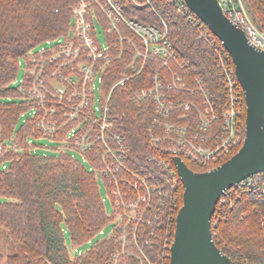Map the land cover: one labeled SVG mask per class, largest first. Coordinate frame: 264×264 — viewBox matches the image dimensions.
<instances>
[{"label": "trees", "instance_id": "obj_1", "mask_svg": "<svg viewBox=\"0 0 264 264\" xmlns=\"http://www.w3.org/2000/svg\"><path fill=\"white\" fill-rule=\"evenodd\" d=\"M77 1L0 0V140L19 147L0 152V228L8 231L16 250L11 264H37L35 257H42L37 260L41 264H113L112 260L117 264H141L142 261L145 264H148L147 261L170 264V248L178 211L183 205L184 185L178 178L176 186H172L174 181L167 166L162 164V159L173 165V156L166 150L156 149L150 136L152 110H147V106H137L129 93V86L141 85L139 81L142 78L148 80L150 74L160 68V63L154 59L148 60L140 76L125 86L115 87L111 96L112 130L124 137L132 157L140 164L130 163V166L140 169L142 174L148 176L150 185L166 193L162 197L158 191L153 193V208L138 214L136 218H131L122 203L116 205L114 213L122 215L118 225L114 223V214L110 216L106 211L99 182L104 183L106 192L114 202L121 198L118 188L103 174L99 151L88 152L91 164L87 162L85 165L70 152L59 149L67 128L59 131L53 139L47 135L39 124L40 117L44 116L43 108L37 105V99L22 90V82L15 84L22 58L26 60L23 79L26 84L32 85L33 77L29 70L37 65L30 62L31 53L38 57L49 55L48 52L39 54V46L45 45L47 40L68 38L71 35L74 29L72 11ZM122 1L130 18L140 19L148 25L166 22L174 49L189 61V66L184 69L172 63L174 70L184 74L188 87L192 83L194 85L193 80L197 76L202 75L216 93L217 99L227 102L219 54H225L232 66L234 62L222 41L204 21L195 16L198 23L192 22L170 0H151L150 5L142 7L132 0ZM243 3L256 26L264 31V0H243ZM123 31L132 35L128 29L123 28ZM132 36L139 42L136 35ZM131 59L132 55L126 53L112 57L106 64L103 73L106 89L109 90L121 77L125 65ZM51 68V63L47 62L43 72L49 89ZM167 74L170 75L168 71ZM179 94L187 99L192 98L189 88ZM46 95V106L51 107V94ZM34 108L36 113L21 122L20 117ZM243 110L241 128L245 135L244 102ZM187 114L178 121L196 126L195 108ZM63 119L62 114H59L56 120L60 122ZM47 121H51V115L47 116ZM42 137H49L57 143L59 150L47 154L35 151V146L39 144L34 140ZM242 145L243 142L208 168L189 159H186V163L193 170L203 172L228 160ZM161 146L164 147V142L160 143ZM262 188V181L232 186L223 195L226 202H219L213 214V238L231 257L233 264H264ZM120 189L125 202L136 192L123 182L120 183ZM139 218L142 220L139 221ZM106 223L116 227L114 233L98 239L89 249L76 254L73 260L66 243V231L72 243L80 245L98 234ZM24 252L33 257L32 261L24 256ZM114 254H117V259Z\"/></svg>", "mask_w": 264, "mask_h": 264}, {"label": "built area", "instance_id": "obj_2", "mask_svg": "<svg viewBox=\"0 0 264 264\" xmlns=\"http://www.w3.org/2000/svg\"><path fill=\"white\" fill-rule=\"evenodd\" d=\"M132 1L137 6L151 4V0ZM170 1L189 20L198 23L195 18L197 14L185 0ZM219 3L225 14L245 31L250 41L264 50V31L253 22L243 0H219ZM73 18L74 29L68 38L47 40L45 45L39 46V54L48 52L49 55L38 57L31 53L30 62L39 68L29 70L33 77L32 85L26 84L23 79L22 90L37 99V105L43 108L44 116L40 117L39 124L52 139L66 127L67 133L61 140V145L78 149L90 164L87 153L99 151L97 153L101 157L103 174L118 188L121 198L114 202L107 193L113 212L115 206L122 203L131 218H136L138 214L153 208V193L158 191L160 197L166 194L163 189L150 185L148 176L142 174L140 169L130 166V163L137 166L140 164L132 157L124 137L112 130L110 101L114 88L125 86L133 78L140 76L146 69L148 60L158 61L160 68L151 73L148 80L142 78L139 81L141 85L129 86V93L137 106H147V110H152L150 136L156 149L166 150L173 156V165L162 159V164L167 166L174 181L173 187L181 179L175 157H181L185 162L189 159L208 168L244 142L245 135L241 128L244 90L238 80L235 65L229 63L225 54H219V60L227 90L226 103L217 99L216 93L202 75L196 77V87L190 89L184 74L174 70L173 64L184 69L189 66V61L174 49L165 21L160 25H148L139 19L130 18L122 0H79ZM96 21L102 27L103 42L99 40L95 30ZM123 28L136 35L139 42L132 35L126 34ZM126 53H130L132 59L127 62L121 77L109 90L106 89L103 75L106 64L113 56ZM47 62L52 66L51 89L43 77ZM96 78L99 82L97 89ZM188 88L193 96L198 95L197 92L202 94L201 106L179 94ZM46 94H51V107L46 106ZM192 108L197 111L196 126L178 121L185 118ZM36 111L34 108V113ZM59 114H62L63 121L56 120ZM49 115L51 121H47ZM161 142H164V147H160ZM15 148L19 147L9 141H0L1 153ZM151 158L150 156L149 159ZM256 181H262L264 191V171L253 174L240 183L252 185ZM121 182L129 184L136 191L127 202L122 197ZM223 195L219 200L221 203L227 200ZM116 257L117 254H114V258Z\"/></svg>", "mask_w": 264, "mask_h": 264}, {"label": "water", "instance_id": "obj_3", "mask_svg": "<svg viewBox=\"0 0 264 264\" xmlns=\"http://www.w3.org/2000/svg\"><path fill=\"white\" fill-rule=\"evenodd\" d=\"M231 54L246 103L245 139L220 165L195 171L181 158L175 163L184 185L170 264H233L213 238L212 217L223 193L264 171V50L223 11L219 0H185Z\"/></svg>", "mask_w": 264, "mask_h": 264}, {"label": "rangeland", "instance_id": "obj_4", "mask_svg": "<svg viewBox=\"0 0 264 264\" xmlns=\"http://www.w3.org/2000/svg\"><path fill=\"white\" fill-rule=\"evenodd\" d=\"M78 2H79V0L77 1V4H78ZM77 4H76V6H77ZM76 6H74V8H73V11H72L73 14H74V9H75ZM138 7H142V6H138ZM73 20H74V18H73ZM95 30L97 32L99 40H101L103 42L104 41V34H103V31H102V27L97 21L95 23ZM117 56L118 55H115V57H117ZM125 67H126V65H125ZM25 71H26V60L24 58H22L20 60V70H19L18 76H17V78L15 80V84L18 85V84H20L22 82ZM193 81H194V85L192 83L191 87H189L190 89L196 87L195 79ZM95 84H96V89H97L98 86H99V82H98L97 78L95 79ZM98 94L99 93L97 92V95ZM197 94L198 95H196V96L191 95L192 98L190 100H193V101H195L197 103L198 102H202V99H203L202 94H200L198 92H197ZM198 105L201 106V104H198ZM33 114H34V110L33 109H30L29 111L25 112L20 117L21 122H23L28 116H32ZM34 141H35L36 144H39L38 146H35V151H37L39 153L47 154V153H51V152H57L59 149H62V150L70 152L75 158H77V159L81 160L83 163H85V165L88 164L87 161L85 160V155L81 151H79L78 149L73 148L72 146L64 147L63 145H61V147L59 149H57V146H56L57 143H54L53 140H51L49 137H42V138L36 139ZM40 144H42V145H40ZM16 146H18V145H16ZM99 184L101 186V192H102V196H103V199H104V204H105V207H106V211H107V213L110 216H112L114 214V216H113L114 217V223H115V225L116 224L118 225V222L122 221V215H118L117 212L116 213L113 212V206H112L110 198H109V196H108V194L106 192L104 183L102 181H100ZM113 229H114V226H113L112 223H108V224L106 223L105 225H103L101 227V229H100L98 234H96L89 241L85 242L84 244H80V245H79V243L73 244L71 239H70L68 231H66V243L68 245L69 254H70L71 258L74 260L76 258V254H80V253L84 252L85 250L89 249V247L92 244H94L98 239H102L103 237L110 236L112 234ZM9 237H10V235H8V231L3 230V228L1 227L0 228V264H11V262H12L11 259L13 258V255L16 252V250L14 248V245H13V243L10 240L11 237L10 238ZM20 251H21V254H22V250H20ZM20 251H19V253H20ZM17 253H18V250H17ZM23 254H24V256L27 257V259L32 261L33 257L30 256L28 254V252H24ZM41 259H42V257H35V260L34 259L33 260L37 264H41L42 262L37 261V260H41ZM116 259H117V257H116ZM112 263L113 264H117V262L113 261V260H112ZM147 263L148 264H154L151 261H147ZM13 264H20V262H13ZM141 264H145V261H142Z\"/></svg>", "mask_w": 264, "mask_h": 264}]
</instances>
